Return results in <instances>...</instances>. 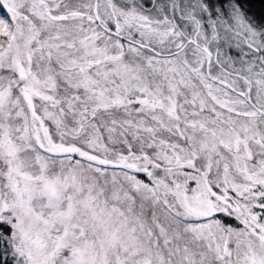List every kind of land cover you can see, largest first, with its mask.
I'll use <instances>...</instances> for the list:
<instances>
[{
	"label": "snow or ice",
	"instance_id": "snow-or-ice-1",
	"mask_svg": "<svg viewBox=\"0 0 264 264\" xmlns=\"http://www.w3.org/2000/svg\"><path fill=\"white\" fill-rule=\"evenodd\" d=\"M0 264H264V0H0Z\"/></svg>",
	"mask_w": 264,
	"mask_h": 264
}]
</instances>
